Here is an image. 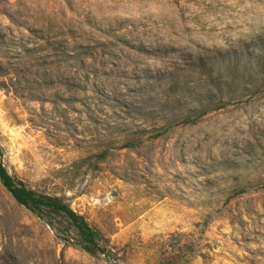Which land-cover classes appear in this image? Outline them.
<instances>
[{
    "label": "rangeland",
    "instance_id": "obj_1",
    "mask_svg": "<svg viewBox=\"0 0 264 264\" xmlns=\"http://www.w3.org/2000/svg\"><path fill=\"white\" fill-rule=\"evenodd\" d=\"M0 264H264V0H0Z\"/></svg>",
    "mask_w": 264,
    "mask_h": 264
},
{
    "label": "trees",
    "instance_id": "obj_2",
    "mask_svg": "<svg viewBox=\"0 0 264 264\" xmlns=\"http://www.w3.org/2000/svg\"><path fill=\"white\" fill-rule=\"evenodd\" d=\"M0 184L11 195L15 202L29 210L36 216L43 213L62 216L66 221L68 234L74 230L78 237V247L90 256L104 255L108 259V251L100 245L101 235L98 230L89 225L86 219L75 212L61 199L49 196H40L26 188L22 183L13 178L1 161L0 154Z\"/></svg>",
    "mask_w": 264,
    "mask_h": 264
}]
</instances>
